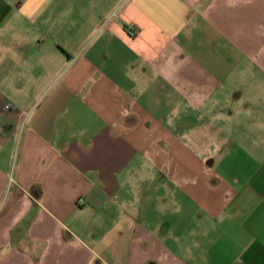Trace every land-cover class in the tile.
I'll return each mask as SVG.
<instances>
[{
    "label": "crops",
    "instance_id": "crops-1",
    "mask_svg": "<svg viewBox=\"0 0 264 264\" xmlns=\"http://www.w3.org/2000/svg\"><path fill=\"white\" fill-rule=\"evenodd\" d=\"M0 264H264V0H0Z\"/></svg>",
    "mask_w": 264,
    "mask_h": 264
},
{
    "label": "built area",
    "instance_id": "built-area-1",
    "mask_svg": "<svg viewBox=\"0 0 264 264\" xmlns=\"http://www.w3.org/2000/svg\"><path fill=\"white\" fill-rule=\"evenodd\" d=\"M128 31L133 34L134 32H136V27L134 25H130ZM5 108L10 109L11 108L10 104H6ZM25 114L27 113L25 112Z\"/></svg>",
    "mask_w": 264,
    "mask_h": 264
},
{
    "label": "trees",
    "instance_id": "trees-1",
    "mask_svg": "<svg viewBox=\"0 0 264 264\" xmlns=\"http://www.w3.org/2000/svg\"><path fill=\"white\" fill-rule=\"evenodd\" d=\"M125 27L128 29L129 28V26L128 25H125ZM136 32H134L133 34H135Z\"/></svg>",
    "mask_w": 264,
    "mask_h": 264
}]
</instances>
